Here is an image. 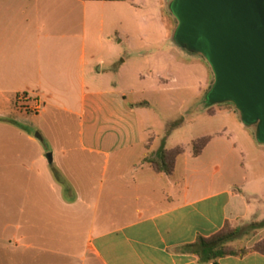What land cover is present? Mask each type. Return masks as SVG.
<instances>
[{"label":"crops","instance_id":"0c3cea01","mask_svg":"<svg viewBox=\"0 0 264 264\" xmlns=\"http://www.w3.org/2000/svg\"><path fill=\"white\" fill-rule=\"evenodd\" d=\"M150 1L0 0V264H264L256 252L202 262L190 248L227 225L264 221V145L253 135L239 143L244 131L223 128L215 152L240 160L220 158L217 180L196 181L188 161L213 140L197 157L184 151L181 180L144 161L158 151L138 113L150 105L144 73L175 83L183 78L173 66L184 73L191 64ZM133 60L142 69L130 87ZM206 83L198 80V93ZM24 92L41 96L40 115L13 110ZM255 231L253 243L230 245L252 247L264 225Z\"/></svg>","mask_w":264,"mask_h":264},{"label":"water","instance_id":"95a60500","mask_svg":"<svg viewBox=\"0 0 264 264\" xmlns=\"http://www.w3.org/2000/svg\"><path fill=\"white\" fill-rule=\"evenodd\" d=\"M168 7L178 47L202 56L213 73L205 103L232 104L264 145V0H171Z\"/></svg>","mask_w":264,"mask_h":264},{"label":"rangeland","instance_id":"374dc122","mask_svg":"<svg viewBox=\"0 0 264 264\" xmlns=\"http://www.w3.org/2000/svg\"><path fill=\"white\" fill-rule=\"evenodd\" d=\"M171 0H151L150 3H160L162 9L159 11L166 26L164 32H171L174 34L177 27V21L169 12V3ZM169 26V27H168ZM140 43L138 40L134 42V49L140 50ZM159 48L164 53L163 65L167 64L166 58L168 57L167 48L168 44H158ZM181 60L187 59L190 61V66L186 68L184 73L180 72L181 66H173V72L182 77L184 80L189 78L190 81L185 83L183 79L177 80L175 83L160 84L159 81L148 79L149 74L144 73V84L141 87L144 88V95L141 96L142 100L148 101L150 104L148 108L144 110H138L141 126L145 128L150 126V133L145 134V138L149 139L150 136L154 135L156 141L152 145L151 151L159 150L161 148L166 150H172L176 147L186 152L192 153L191 143L193 140L201 137H209L210 143L209 148L205 154L196 162L192 159H188L184 154L178 156L175 160V178H185V166L186 159L189 163L196 164L197 171L196 181H210L220 179L221 173L216 172V167L221 166L220 158L225 160L224 164L238 163L240 158L236 154L235 157L229 155L226 159L219 153H216L217 149L216 141L223 132V128L226 127L229 133H239L237 136V142H241L243 138L242 133H249L255 136V129L244 126V130H239L237 125L241 123L239 114L235 107L230 104H218L209 105L205 103V97L207 92L210 90L214 82L213 73L205 61V59L196 54H191L183 49L179 50ZM160 61V60H159ZM186 61V60H184ZM153 69L159 68L160 63L156 65V60L151 61ZM136 62L133 60L127 66L125 74L128 77V86L135 87L136 83L134 75L142 69L139 65L135 66ZM153 75H150L151 78ZM206 91L204 93H198L197 82L198 80H206ZM195 86V87H194ZM157 89L159 91H157ZM131 97L128 98V103H131ZM226 111V112H224ZM218 112V113H217ZM220 112V113H219ZM230 112L231 114H227ZM232 136V135H231ZM228 137V135H227ZM255 139V137H254ZM230 140H234L232 136ZM208 142V143H209ZM201 142L197 143L196 149H199ZM155 154H149L145 159H152ZM135 162L139 161V153L133 156ZM224 170V169H223ZM251 224L241 227L242 231L238 235L237 240L251 241L253 243L258 239L256 231L250 226ZM254 245V244H253Z\"/></svg>","mask_w":264,"mask_h":264},{"label":"trees","instance_id":"16d2710c","mask_svg":"<svg viewBox=\"0 0 264 264\" xmlns=\"http://www.w3.org/2000/svg\"><path fill=\"white\" fill-rule=\"evenodd\" d=\"M209 140V137L194 140L191 144L193 156H199L202 150L207 146ZM198 142H201V144L199 149H196ZM178 148L179 147H176L172 150L161 148L152 159H145L144 161L148 163L156 173L171 174L174 169L176 158L184 153V150L182 151ZM262 225H264V221L261 223H252L250 226L256 229ZM240 233L241 229L231 228L227 225L219 233L208 239L200 238L195 244L191 245L190 248L202 262L215 261L227 256L244 257L251 252H256L264 256V239L255 243L250 248H235L231 246L230 244L237 239Z\"/></svg>","mask_w":264,"mask_h":264},{"label":"built area","instance_id":"2783aa9c","mask_svg":"<svg viewBox=\"0 0 264 264\" xmlns=\"http://www.w3.org/2000/svg\"><path fill=\"white\" fill-rule=\"evenodd\" d=\"M44 106L41 96L37 93H17L12 101L13 110L24 116H38Z\"/></svg>","mask_w":264,"mask_h":264}]
</instances>
